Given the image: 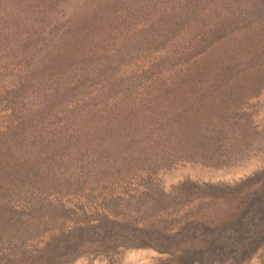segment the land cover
<instances>
[{"label":"rangeland","instance_id":"obj_1","mask_svg":"<svg viewBox=\"0 0 264 264\" xmlns=\"http://www.w3.org/2000/svg\"><path fill=\"white\" fill-rule=\"evenodd\" d=\"M250 86L264 132V0H0V264L50 239L77 245L61 264H178L77 228L226 221L243 192L208 184L263 168L264 142L231 161L212 118Z\"/></svg>","mask_w":264,"mask_h":264},{"label":"trees","instance_id":"obj_2","mask_svg":"<svg viewBox=\"0 0 264 264\" xmlns=\"http://www.w3.org/2000/svg\"><path fill=\"white\" fill-rule=\"evenodd\" d=\"M239 90L242 91L240 102L226 108L227 113L230 111L233 115L228 116L226 113L222 118H212L215 125L221 120L227 122V128L222 126L216 134L229 140L225 153L231 161L245 158L250 151L264 142V132L256 128L254 112L249 109L252 106L249 99L258 94L257 88L250 86ZM237 91L230 89L229 95L237 94ZM208 186L211 190L224 186L234 191V194L243 192L240 206L219 225L207 226L188 222L175 231L156 232L136 227L127 221L103 217L96 224L87 223L77 229L82 232L81 239H88L90 242L94 238H99V242L108 236L126 246H149L159 252L171 254L178 251V264H237L264 243V167L233 184L217 183ZM209 194L215 197L214 193ZM53 240L50 239L38 250L42 264L66 262L71 259L68 255L73 245L77 246L73 244L74 241H62L54 246L51 244H54ZM181 242L188 245L180 248Z\"/></svg>","mask_w":264,"mask_h":264}]
</instances>
